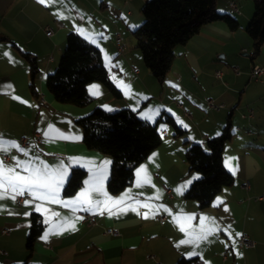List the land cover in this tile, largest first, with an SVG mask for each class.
Returning a JSON list of instances; mask_svg holds the SVG:
<instances>
[{"label": "crops", "instance_id": "1", "mask_svg": "<svg viewBox=\"0 0 264 264\" xmlns=\"http://www.w3.org/2000/svg\"><path fill=\"white\" fill-rule=\"evenodd\" d=\"M146 1L47 0L41 4L39 0H0V137L16 141L28 150L25 155L11 148L0 152V158L9 166L15 163L13 157L20 160L39 157L49 166L61 160L70 165L59 193V199L64 201L74 200L87 187L85 181L92 172L109 161L105 190L114 199L125 193L131 197L113 208V213L118 214L105 211L101 215L95 209L74 211L79 206L47 203L46 207L63 218L96 212V223L89 225L82 217L76 221L74 230L50 235L46 241L41 239L49 227L44 223L31 251L26 247L31 215L36 212L35 204L41 201L26 205L24 201L31 199L27 194L21 204L10 197L0 200V264H176L180 256H187L193 250L201 253L198 257L203 264H264V199H259L264 195V73L257 80L251 75L255 64L264 67V45L253 57L252 41L246 32L255 11L254 3L234 0L240 8V13H236L229 8L230 0H220L219 11L231 13L239 20L240 27L231 30L224 21L204 25L187 43L175 48L172 68L164 81L159 82L145 66L131 34L144 21L142 7ZM47 26L52 28V33L47 32ZM71 31L80 33L101 49L109 77L122 92L121 98L100 82L89 85L91 93L96 85L98 94L93 102L82 107L61 103L49 91L47 76L58 66ZM125 34L127 38L123 37ZM23 52L37 58L38 97L33 94L29 63ZM233 66H238L240 73H235ZM217 70L223 72L221 78L216 76ZM207 98H213L223 107L210 108ZM97 106L110 111L128 107L152 123L167 113L185 129L184 135L175 136L170 125L160 123L161 145L136 168L145 166L151 183L138 185L135 172L134 181L124 190L119 193L108 190L112 158L88 148L83 142L82 128L76 122ZM249 110H253V117H243ZM228 121L233 136L225 143L224 163L230 160L237 169L233 173L225 164L235 180L209 207L200 209L195 200L185 197L191 184L182 193L176 191L199 176L189 170L186 148L191 143L205 145L208 138L222 132ZM50 125L53 130L45 136ZM37 133L41 134L40 141ZM24 136L29 142L27 147L21 142ZM71 158L80 163H74ZM86 162H90L88 167L83 166ZM75 167L86 171L84 183L74 195L64 196L63 189ZM246 182L249 187L245 186ZM156 196L159 199H149ZM137 200L141 205L152 204L151 211L164 206L170 212L161 209L146 219L143 213L150 210L137 206ZM123 207L129 210L120 212ZM37 213L43 222L60 218ZM161 214L167 218L159 220ZM176 214H192L194 218L188 223L194 227L200 224L201 217L213 218L219 231L198 247H177L186 237L174 221ZM206 223L211 226L210 222ZM5 228L8 234L2 232ZM111 228H117L119 234H107L106 230ZM242 234H247L253 244L241 245ZM149 254L153 257H148Z\"/></svg>", "mask_w": 264, "mask_h": 264}, {"label": "trees", "instance_id": "2", "mask_svg": "<svg viewBox=\"0 0 264 264\" xmlns=\"http://www.w3.org/2000/svg\"><path fill=\"white\" fill-rule=\"evenodd\" d=\"M255 11L246 32L252 41L253 57L264 45V0H252ZM220 0H148L142 7L143 23L133 35L143 56L147 69L163 82L171 70L175 48L187 43L202 27L215 21H224L231 30L240 27L239 20L229 12H220ZM28 60L33 94L38 97L35 80L39 65L35 55L23 52ZM47 87L55 99L61 103L86 106L94 101L89 85L100 82L117 98L121 90L110 79L101 49L78 32L67 35L66 49L58 66L48 74ZM164 115V114H163ZM83 131V142L90 149L109 154L112 158L107 188L111 193H119L132 184L136 168L163 141L161 122L174 129L175 136H182L185 129L177 124L170 114L161 116L152 123L141 118L137 111L125 107L110 111L97 106L88 115L76 119ZM231 122L222 132L202 143H191L186 148L185 158L190 171L198 173L185 197L195 200L200 209L209 207L215 197L234 183V175L224 163V146L231 139ZM86 171L72 169L64 196H72L83 185ZM44 222L41 215L33 212L26 247L33 244L42 232ZM176 264H203L198 256H180Z\"/></svg>", "mask_w": 264, "mask_h": 264}, {"label": "snow or ice", "instance_id": "3", "mask_svg": "<svg viewBox=\"0 0 264 264\" xmlns=\"http://www.w3.org/2000/svg\"><path fill=\"white\" fill-rule=\"evenodd\" d=\"M39 2L45 4L47 0H39ZM126 87L130 88V85ZM96 88V85L92 86L93 95L98 94V92L95 91ZM16 98L19 99V97ZM52 130L53 126L50 125L49 130L45 132V136H48L49 132ZM75 138L79 139V137ZM11 148H17L25 155L28 154V150L21 147L16 141H5L0 137V152H8ZM71 159L74 163H80V161L75 158ZM13 160L15 162L14 165L9 166L5 164L2 158H0V200L5 199L6 197L15 200L17 196H24L27 194L31 199H26L24 203L26 205H31L34 201H41V203L35 204V211L43 212L46 216L53 218L60 217V213L45 206L47 203L64 204L65 206L75 204L79 206L77 209H74V211H90L95 209L96 212L101 215H103L105 211L109 214H118L113 213V208H118L125 203L126 199L131 198L128 193H125L122 197L114 199L109 196L105 190V180L107 178L106 166L110 163L109 161L104 162V167L92 172L91 178L88 181H85L87 187L82 189L74 200L64 201L59 199V193L68 174L70 165L65 164L61 160L57 165L49 166L46 162L40 161L39 157H30L27 160H20L18 157H13ZM88 163L90 162H86L83 166L88 167ZM225 164L231 171H233V173H235L237 169L232 165L230 160H226ZM136 175L138 185L151 183L150 176L145 166L138 168L136 170ZM196 178L198 177H194L193 179ZM191 182V180L187 181L185 184L178 187L176 191L182 193V190L188 184H191ZM149 199H159V196L150 197ZM136 204L137 206H142L150 210V212L143 213L144 218L146 219L149 218L150 214L154 216L161 209L170 212V209H167L164 206H159L155 211H151L154 206L148 202H144L141 205V202L137 200ZM127 210H129L128 207L120 208V212ZM131 210L136 211L137 208H132ZM225 211H227V208H225ZM96 212L93 214H96ZM193 218L194 216L192 214H176L174 216V221L179 225L181 232H184L186 237L177 243V247H180L181 245H192L194 248L198 247L199 244L206 240L209 235L213 232L219 231L213 218L201 217L200 224L197 227L188 223ZM78 219H82V217H60L56 220L45 219L44 223L49 225V227L41 239L46 241L50 235H59L62 231L74 230L75 223ZM206 221L210 222L211 226H209ZM225 231H227V229H225ZM229 235H231V233H229ZM236 235L239 236L240 234L237 233ZM186 255L192 257L201 255V253L193 250L186 253Z\"/></svg>", "mask_w": 264, "mask_h": 264}, {"label": "built area", "instance_id": "4", "mask_svg": "<svg viewBox=\"0 0 264 264\" xmlns=\"http://www.w3.org/2000/svg\"><path fill=\"white\" fill-rule=\"evenodd\" d=\"M229 8H230L233 12L240 13L239 5H238L237 2L234 1V0H230V1H229ZM58 25L61 26V23H58ZM46 30H47V32H49V33H52V32H53L52 28L49 27V26L46 27ZM119 48H121V47H119ZM233 70H234L236 73H240V68H239L238 66H233ZM263 73H264V67H263V66L258 65V64H255V65L253 66V69H252V73H251V75H252V77H253L254 79H256V80L259 79V77H260ZM215 74H216L217 77L221 78L222 75H223V72L220 71V70H217ZM207 103H208L209 107H210V108H213V109H219V108L223 107V104H221V103L217 104V103L214 101L213 98H207ZM253 115H254L253 110H249V112H248L247 114H244L243 117H253ZM250 134H251V133H250ZM36 138H37L38 141H40L41 138H42V137H41V134L37 133V134H36ZM21 142H22L23 146H25V147L29 146V142H28V139H27L26 136H24V137L21 138ZM245 186H246V187H249V182H246ZM166 191H167L169 194H171V191H170L169 188H166ZM24 197H26V196H17V198H16V202H17L18 204H21V202H22V200H23ZM259 199H264V195L260 196ZM81 215H82V217H83V220H84L85 222H87L89 225H92V224H95V223H96V215L91 214V213H87V212H81ZM166 218H167L166 215H162V214H161V215L158 216V219H159V220H165ZM2 232H3L4 234H8V233H9V230L5 228V229L2 230ZM106 233H107V234H111V235H118V234H119V230H118L117 228H111V229H107V230H106ZM239 243H240L241 245H252V244H253V243L249 240L247 234H242V235L239 237ZM1 253H3V251H1ZM226 256H227V253L224 254V258H226ZM148 257H153V255H150V254H149Z\"/></svg>", "mask_w": 264, "mask_h": 264}, {"label": "rangeland", "instance_id": "5", "mask_svg": "<svg viewBox=\"0 0 264 264\" xmlns=\"http://www.w3.org/2000/svg\"><path fill=\"white\" fill-rule=\"evenodd\" d=\"M132 34V37L135 39L134 35H133V32L131 33ZM124 38H127L128 36L125 34L123 35ZM140 50V49H139ZM235 72V71H234ZM236 73V72H235Z\"/></svg>", "mask_w": 264, "mask_h": 264}, {"label": "bare ground", "instance_id": "6", "mask_svg": "<svg viewBox=\"0 0 264 264\" xmlns=\"http://www.w3.org/2000/svg\"><path fill=\"white\" fill-rule=\"evenodd\" d=\"M250 133V132H249Z\"/></svg>", "mask_w": 264, "mask_h": 264}]
</instances>
